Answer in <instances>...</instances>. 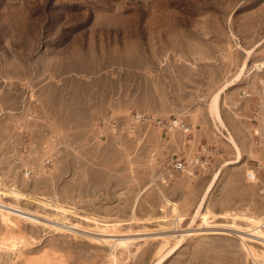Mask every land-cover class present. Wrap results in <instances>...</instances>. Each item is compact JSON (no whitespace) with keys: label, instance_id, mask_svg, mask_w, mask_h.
Listing matches in <instances>:
<instances>
[{"label":"rangeland","instance_id":"1","mask_svg":"<svg viewBox=\"0 0 264 264\" xmlns=\"http://www.w3.org/2000/svg\"><path fill=\"white\" fill-rule=\"evenodd\" d=\"M260 103L264 0H0V264H257L245 249L264 258L251 230L264 215ZM134 111L186 117L195 144L212 148L207 170L158 180L150 152L162 159L182 138L145 122L107 127ZM32 198L67 206L78 227L46 225L63 216ZM174 213L181 229L229 231L162 253L143 233H169ZM201 213L206 224L192 219ZM108 222L141 240L94 241Z\"/></svg>","mask_w":264,"mask_h":264},{"label":"built area","instance_id":"2","mask_svg":"<svg viewBox=\"0 0 264 264\" xmlns=\"http://www.w3.org/2000/svg\"><path fill=\"white\" fill-rule=\"evenodd\" d=\"M240 94L243 97H249L251 95L246 89H241ZM256 109L257 110L253 113L252 117L254 121H256L261 115V110H263L262 113L264 114V103H260ZM111 120V122L108 121L109 124L107 127L111 130H117V133L127 130L132 131L137 123L145 122L152 124V126L160 129L168 136L173 134H179L181 136L182 143L178 151L170 152L162 159L156 151L150 152L152 161L149 165L159 168L156 178L162 182H166L175 172H184L187 174H193V172H205L212 160V148L207 143L195 144V139L192 136L193 125L182 115L156 117L134 111L131 112L122 123L116 118ZM105 121L106 119H102V125H105ZM254 133H256V131H254ZM189 150L192 151L191 154L188 153ZM159 162H161L160 165H158ZM26 172L28 171L26 170ZM248 175V171H246L245 177L247 180L253 181L255 179V173L253 175L250 174V177Z\"/></svg>","mask_w":264,"mask_h":264},{"label":"bare ground","instance_id":"3","mask_svg":"<svg viewBox=\"0 0 264 264\" xmlns=\"http://www.w3.org/2000/svg\"><path fill=\"white\" fill-rule=\"evenodd\" d=\"M28 171V170H27ZM28 174V172H26ZM26 174V175H27ZM249 175L251 174V171H249L248 173ZM12 195L16 198H21V199H25V197L23 195H20V194H17V193H12ZM31 200V199H30ZM32 200H35L36 202H38L39 204H42L44 205L45 207H50L51 209L55 210L56 212L60 213L63 217L62 219H55L54 222H52L51 224H46L48 226H50L51 228L57 230V231H61V232H65L67 230H72L71 228H77L78 226L75 225V224H72L71 222H69L68 220H66L65 218V215H76V213L72 212L70 208H68L67 206H64L60 203H50L48 202L47 200L45 199H41V198H32ZM5 208H1V205H0V218L1 220L3 221L4 224L8 225L9 224V221H10V213L8 212L9 210L5 211L4 210ZM21 212V211H20ZM23 212V211H22ZM27 213V212H26ZM25 213V214H26ZM175 214V217H174V227L169 229V233H162V232H165L164 230L162 232L159 231V233H154V232H145L143 234H150V237H152L153 239H161L162 241V244H161V247L160 249H162V253L171 245V240H173L172 244L176 241H178L181 237H189V236H193V235H196V234H199V233H219V234H224L226 233L227 229L226 230H218V229H215V228H209V225H206L205 227H203V230H199V231H189V229H181V227L179 228V225L180 223L186 218L183 214H180V213H174ZM27 215V214H26ZM31 215V214H30ZM29 216V215H27ZM79 216V215H78ZM197 216L201 217L202 218V221L204 224H206L208 221H207V218H208V214L206 213H201V214H193V218L192 219H195ZM219 216V215H218ZM222 216V215H221ZM224 216V215H223ZM56 217V216H55ZM189 217V216H188ZM234 217V216H233ZM236 217V216H235ZM240 218V216H238ZM32 218V217H31ZM44 218V217H43ZM42 218V219H43ZM244 218V217H242ZM87 219V218H86ZM89 219V218H88ZM131 220L134 219V216H132L131 218H129ZM241 219V218H240ZM245 219V218H244ZM243 219V220H244ZM32 220V219H31ZM85 220V219H84ZM150 220V219H148ZM165 220V219H163ZM38 221V220H37ZM43 221V220H41ZM45 221V220H44ZM50 221V219H49ZM91 221V220H90ZM141 221V220H140ZM172 221V220H171ZM253 221V227H252V231L253 233L256 234V236L258 237H261L259 239H262V240H259V243L262 244L264 246V215L259 217L258 219L256 220H252ZM47 222V221H46ZM51 222V221H50ZM48 222V223H50ZM96 222V221H95ZM123 222V221H122ZM127 222V221H125ZM94 223V222H93ZM98 223V222H96ZM100 223V222H99ZM108 222V224L105 226L106 228L109 226V229H106V228H101V226L99 227V229L101 228V230L103 229L104 232H102V234L100 233V237L96 236L94 237V241H97L99 243H109V238H107V236H122V237H117V238H114L112 239V242H111V246L113 248L115 247H120V248H127L130 244H132L133 242H135V239H138V240H141V238L139 237H132V236H129V235H126V234H113L111 231L112 228L116 227V226H119L121 224H124V223H121V222ZM191 223V222H190ZM104 224V223H103ZM96 226V224H94ZM211 227V226H210ZM220 228V227H219ZM106 229V230H105ZM229 229V228H228ZM168 230V229H167ZM234 230V229H233ZM236 230V229H235ZM249 230V229H248ZM229 231V230H228ZM227 231V232H228ZM238 231V230H237ZM143 232V231H142ZM168 232V231H166ZM232 232V231H231ZM250 232V231H249ZM97 233V232H96ZM233 233V232H232ZM238 232H235L233 234H236ZM245 234V232H243ZM138 234V233H135V235ZM228 234V233H227ZM230 234V232H229ZM242 234V232L240 233ZM241 237L239 238H242L244 239V236L240 235ZM248 234V233H247ZM252 234V233H251ZM134 235V234H133ZM140 235V233H139ZM253 235V234H252ZM106 236V237H105ZM137 236V235H136ZM255 236V235H254ZM249 237V236H248ZM146 238V237H144ZM148 238V237H147ZM247 238V237H245ZM258 239V238H257ZM255 240V239H254ZM243 241V240H242ZM241 241V242H242ZM258 242V241H257ZM110 245V244H109ZM246 246V244H245ZM245 246L243 248H245ZM247 250V253L249 255L250 258H252V260L254 262H256L257 264H264V258L259 259L260 255L258 253H256L255 251H253L252 248H249V247H246ZM161 253V254H162ZM264 256V255H263ZM113 258L114 255H113Z\"/></svg>","mask_w":264,"mask_h":264},{"label":"crops","instance_id":"4","mask_svg":"<svg viewBox=\"0 0 264 264\" xmlns=\"http://www.w3.org/2000/svg\"><path fill=\"white\" fill-rule=\"evenodd\" d=\"M256 108H257V106H256Z\"/></svg>","mask_w":264,"mask_h":264}]
</instances>
